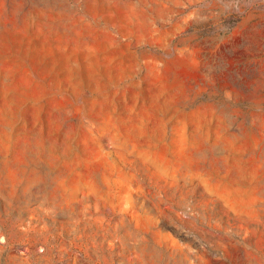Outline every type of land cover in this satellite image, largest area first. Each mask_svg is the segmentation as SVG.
<instances>
[{"label": "rangeland", "instance_id": "obj_1", "mask_svg": "<svg viewBox=\"0 0 264 264\" xmlns=\"http://www.w3.org/2000/svg\"><path fill=\"white\" fill-rule=\"evenodd\" d=\"M0 264H264V0H0Z\"/></svg>", "mask_w": 264, "mask_h": 264}]
</instances>
